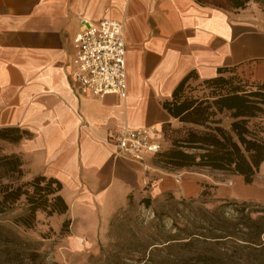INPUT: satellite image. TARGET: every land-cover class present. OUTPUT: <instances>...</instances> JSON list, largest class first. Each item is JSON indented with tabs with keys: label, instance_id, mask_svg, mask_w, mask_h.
I'll use <instances>...</instances> for the list:
<instances>
[{
	"label": "crops",
	"instance_id": "0c3cea01",
	"mask_svg": "<svg viewBox=\"0 0 264 264\" xmlns=\"http://www.w3.org/2000/svg\"><path fill=\"white\" fill-rule=\"evenodd\" d=\"M258 10L249 3L233 11L196 0H0V128L29 134L5 142L22 161V179H56L68 207L64 214L37 215L55 231L69 218V240L76 241L71 215L113 216L130 199L166 191L196 197L204 185L213 184L219 199L230 197V188L250 187L238 175L231 187L214 183L222 172L207 168H163L151 155L145 171L115 158L107 139L121 128L151 126L159 130L161 150L168 148L162 125L183 123L162 103L190 72L203 80L229 68L244 80L264 82V14ZM102 19L124 26V99L84 97L72 87V39L81 20ZM217 117L229 128L230 119Z\"/></svg>",
	"mask_w": 264,
	"mask_h": 264
},
{
	"label": "trees",
	"instance_id": "16d2710c",
	"mask_svg": "<svg viewBox=\"0 0 264 264\" xmlns=\"http://www.w3.org/2000/svg\"><path fill=\"white\" fill-rule=\"evenodd\" d=\"M225 10L245 9L258 0H196ZM191 81H199L203 95L190 92ZM188 87V93L186 88ZM162 107L183 124L172 127L164 123L162 137L170 146L157 152L154 164L167 169L207 168L241 176L251 184L264 162V82H249L232 69L220 68L213 78L198 80L190 72L176 86L170 101ZM223 115L230 119L229 128L222 125ZM26 131L17 127L0 128V141L16 143ZM1 178L9 179L0 188V214L23 206V215L13 222L32 228L37 212L45 216L64 214L67 205L60 196L61 185L54 178L35 175L22 179L20 157L15 153L0 155ZM210 185H204V188ZM204 189L199 195H204ZM142 198V203H149ZM70 219L62 222L61 233H67ZM159 242V243H158ZM158 251H172L174 260L158 259L151 251L132 264H264V212L262 215H190L186 226L173 234L161 235ZM157 250V249H156ZM0 264L37 263L39 254L32 245L0 233Z\"/></svg>",
	"mask_w": 264,
	"mask_h": 264
},
{
	"label": "rangeland",
	"instance_id": "374dc122",
	"mask_svg": "<svg viewBox=\"0 0 264 264\" xmlns=\"http://www.w3.org/2000/svg\"><path fill=\"white\" fill-rule=\"evenodd\" d=\"M249 4H255L258 12L264 14V0L250 1ZM190 90L192 95L206 94L199 81H191ZM186 92L188 93V87ZM5 142L0 141V155L10 154ZM1 171L0 169V174ZM214 175V183L231 187L232 175ZM8 182L9 179L0 177V188ZM249 185L250 187L239 191L230 188L231 195L225 199L216 197L215 186L212 184L204 188V195L196 197H183L176 192L166 191L154 198L146 197L150 199L148 204L142 203V199H130L113 216L104 213L71 215L75 232L79 236H76V241L69 240L73 228L71 220L67 233H61L62 223L55 231L43 215L36 214V222L32 228L15 224L13 220L23 215V206H17L0 214V233L24 242L26 247H35L39 254L37 263L42 264H132L143 255V250L145 257H150L148 252L151 251L158 259L173 261L174 252H159L161 248L154 247L162 246L156 244L161 235L176 233L177 227L186 226L190 215H262L264 163ZM246 194H250V197L240 196ZM3 259L0 256V261Z\"/></svg>",
	"mask_w": 264,
	"mask_h": 264
},
{
	"label": "built area",
	"instance_id": "2783aa9c",
	"mask_svg": "<svg viewBox=\"0 0 264 264\" xmlns=\"http://www.w3.org/2000/svg\"><path fill=\"white\" fill-rule=\"evenodd\" d=\"M71 83L84 97L127 95L126 46L122 23L102 19L97 23L81 20L72 39ZM158 128L139 127L116 130L107 142L117 159L135 162L149 170L147 157L161 151Z\"/></svg>",
	"mask_w": 264,
	"mask_h": 264
}]
</instances>
